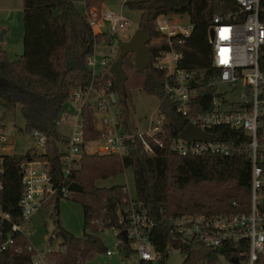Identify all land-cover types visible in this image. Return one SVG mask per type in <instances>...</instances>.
I'll return each mask as SVG.
<instances>
[{
	"label": "trees",
	"instance_id": "16d2710c",
	"mask_svg": "<svg viewBox=\"0 0 264 264\" xmlns=\"http://www.w3.org/2000/svg\"><path fill=\"white\" fill-rule=\"evenodd\" d=\"M105 0H86L83 11L76 0H23L24 5V50L16 58H10L7 51L0 49V86L8 90L4 93L7 102L20 105L25 118V130L37 128L46 134L43 150L36 147L25 153L4 155V188L0 191V206L11 214V219L0 217V241L7 238L12 221L22 219L19 200L24 192L21 163L25 160L42 159L49 167L55 185L76 181L82 189L71 192L70 196L80 200L84 210L85 232L82 236L70 232L59 224L50 241L61 237V247L51 249L47 256L59 264H85L97 253L108 248L100 231L110 227H120L121 215L130 203L131 196L125 184L100 186L97 180L116 175L126 168L133 170L136 199L142 201L158 224L150 231L156 249L165 264L170 247H178L185 253L181 264H217L220 255L228 258L239 257L238 242L229 241L216 249L184 240L169 221V217L181 214H230L247 212L250 207V154L224 155L202 153L181 155L170 147L172 137L179 135L188 123V118L179 111L180 102L166 93V70L155 65L158 50L167 47L155 42L157 37L155 18L159 13L188 14L194 23L191 35L182 50L184 57L180 65L192 71L190 81L194 91V108L205 110L211 107L215 87L212 80L216 74L213 66V44L209 28L216 12L228 8L229 2L215 0H126L131 7L142 10L140 26L149 24L152 38L149 42L153 56L152 63L142 71L134 65V52L124 56L123 67L126 79V101H131V88L139 87L148 93L157 94L161 101L159 109L166 116L162 138L163 146L150 138L153 151L149 152L138 136L126 142L124 153L85 150L76 160L68 174H65V151L60 143L66 140L58 128L57 120L65 103L76 88H86L90 84L101 86L110 77L103 69L96 73L88 62L96 45L109 40V33L96 32L91 17V9L100 10ZM119 54V53H118ZM117 58V57H116ZM115 60V59H114ZM123 99V98H122ZM119 120L129 130L127 115L129 104L122 106ZM94 107H82V117L87 140L100 137ZM22 129V128H21ZM215 138L233 139L239 134L248 139L242 130H234L226 125L207 128ZM237 140V139H236ZM260 164L264 172V151ZM264 190V188H263ZM55 214L59 213L60 192L54 197ZM264 215V197L258 203ZM87 228L92 231L88 232ZM30 238L16 233V244L0 251V264H34L32 253L24 246ZM23 246L16 250V246ZM121 252L133 250L130 241L121 245ZM264 264V252L260 254Z\"/></svg>",
	"mask_w": 264,
	"mask_h": 264
},
{
	"label": "built area",
	"instance_id": "2783aa9c",
	"mask_svg": "<svg viewBox=\"0 0 264 264\" xmlns=\"http://www.w3.org/2000/svg\"><path fill=\"white\" fill-rule=\"evenodd\" d=\"M77 1V0H76ZM86 4V0H79ZM229 2L228 8L218 11L213 16V66L216 74L212 80L215 87L211 107L205 110L194 108V91L190 81L192 71L180 65L184 57L182 47L194 29V23L189 18V24L182 25V15L159 13L155 18L157 37L154 41L165 43L167 47L158 50L155 56V65L166 70V93L180 102L179 111L193 122L207 131L206 139L187 140L180 133L170 140L172 150L181 155H199L202 153H218L224 155L241 154L247 151L250 154V207L247 212L230 214H181L169 217L171 224L179 235L187 241L216 249L229 241L238 242L239 257L235 264H261L260 254L264 252V215L259 210L258 203L264 197V172L260 164V153L264 151V0H215ZM95 13L91 17L95 24ZM102 18L109 21L113 30H118L130 23L122 13L112 10H103ZM108 43L112 44L115 33H109ZM117 45L104 52L101 62L104 69L110 72V77L101 86L90 84L86 88H76L71 96L80 102L78 113L74 120L71 115L65 114V119L72 126V134L66 137L67 150L64 163L65 174H68L76 160L88 149L91 141H98L96 151L101 153L127 151L126 142L138 136L142 139L149 152L153 151L150 138L160 146L165 144L162 138L165 114L158 107L155 119L149 120L148 129L144 132L127 130L112 114V106L122 104L123 99L115 87L114 74L110 71L111 63L117 56ZM115 56L109 60L107 56ZM97 56L92 53L88 57L89 64L94 67ZM153 61V60H152ZM226 83L232 88L238 87V97L228 101L224 94L218 92L220 84ZM97 99V106L92 103ZM161 101V100H160ZM224 103H227L226 106ZM92 104L94 117L100 137L87 140L82 117V107ZM118 116V115H117ZM60 118L57 120L59 124ZM226 125L234 130H242L248 139H241L239 134L233 139L215 138L207 128ZM39 145L44 147L46 134L37 128L32 129ZM237 139V140H236ZM12 138L6 132V125L0 121V191L4 188V155L13 152ZM23 172L24 192L19 200L22 210V219L12 221L7 238L0 241V251H4L16 244V233L20 232L29 237L30 231L26 228L33 213L50 197H55L61 189V198L71 194L69 184L61 187L55 185L45 160H25L21 163ZM127 190V188H126ZM0 217L11 219V214L0 206ZM122 226L113 227L118 236L117 247L121 251L124 241L123 229H126L128 242L137 252L138 259L133 264H162L161 254L156 249L150 231L158 224L150 214L145 204L131 197L130 203L125 206L120 218ZM108 229V228H106ZM55 236V233H52ZM23 246H16L21 250ZM32 253L34 264H49L47 253L51 249H38L31 241L24 246ZM132 250V251H133ZM107 255L114 254L107 248ZM51 264H59L53 259ZM229 264H232L229 262Z\"/></svg>",
	"mask_w": 264,
	"mask_h": 264
},
{
	"label": "rangeland",
	"instance_id": "374dc122",
	"mask_svg": "<svg viewBox=\"0 0 264 264\" xmlns=\"http://www.w3.org/2000/svg\"><path fill=\"white\" fill-rule=\"evenodd\" d=\"M126 0H105L100 10H98L97 17H95V24L93 28L97 32L105 31L107 33H115L113 43L109 44L103 41L96 45L94 54L97 56V61L93 67L96 73H100L104 69L101 60L104 57V52L117 45L119 53V45L122 41L130 38V36L140 27L142 17V10L131 7L125 3ZM79 7L85 11V5L77 0ZM112 10L119 14L122 13L126 19L130 21L129 24L120 27L118 30H113L109 21H104L102 18L103 10ZM189 24V15H182V25ZM6 29L3 39H0V49L7 51L10 58H16L22 54L24 50V5L23 0H0V33ZM117 53V56H118ZM113 56H107L109 60H113ZM116 56V57H117ZM115 57V59H116ZM240 86L232 88L230 85L223 83L217 88L218 92H222L228 101L238 97ZM0 92H8L7 89L0 86ZM6 94H0V120L6 124V132L12 138L13 152L25 153L29 149L36 147L43 150V146L39 145L36 137L32 132L25 130V118L21 111L20 105H14L13 102L6 101ZM160 97L157 94L148 93L141 88H131V101L129 104L127 121L129 123V130L133 132L146 131L148 129L149 120L155 119L158 114V107L160 104ZM80 100L77 101L74 97H70L65 103L63 111L60 115L58 128L60 132L66 137L72 134V126L63 119L65 114L71 115V120H74L78 113V106ZM92 103L97 106V99H93ZM227 103H224L226 106ZM123 105V104H121ZM120 104L112 106V114L115 119H118V114L122 108ZM121 122V121H120ZM22 128V129H21ZM98 141H92L88 145V149L95 150L98 146ZM63 151L67 150L66 140L60 143ZM125 184L129 195L136 197V185L132 168L128 167L124 171L97 180L100 186H111L114 184ZM59 213L56 215V202L54 197L47 199L32 215L31 220L27 222L26 228L30 231V241L38 249H58L61 247V237L57 236L50 241V236L59 224L77 236H82L85 232V219L82 203L79 199L74 198L73 195L69 197H62L59 201ZM87 231H92L87 228ZM104 239L109 249L114 251L113 255H107L106 252L97 253L93 258L88 259L85 264H133L138 259L136 251L124 253L117 247L118 236L112 227L104 229L99 232ZM185 258V253L178 247H170L169 255L166 258L165 264H181ZM49 264L52 260L48 259ZM201 264H205L201 262ZM207 264V263H206ZM217 264H229L226 256L220 255Z\"/></svg>",
	"mask_w": 264,
	"mask_h": 264
},
{
	"label": "water",
	"instance_id": "95a60500",
	"mask_svg": "<svg viewBox=\"0 0 264 264\" xmlns=\"http://www.w3.org/2000/svg\"><path fill=\"white\" fill-rule=\"evenodd\" d=\"M4 29L0 33V39L4 38ZM152 38V29L149 24H143L140 26L130 38L122 41L119 45V54L117 58L111 63L110 71L114 74V83L116 89L119 91L121 97L123 98L124 103L126 104V79L128 74L123 67L124 56L128 52H134V65L138 71H142L147 68L153 60L151 53V48L149 42ZM214 34L213 29L210 30V39L213 40ZM181 137L187 140L195 139H206L208 137L207 131L194 124L193 122H188L184 129L180 132ZM69 189L73 192L79 191L82 189L81 184L76 181H72L69 184ZM122 236L124 241L128 240L127 231L123 229ZM232 262L236 263L238 260L236 257L230 258Z\"/></svg>",
	"mask_w": 264,
	"mask_h": 264
},
{
	"label": "crops",
	"instance_id": "0c3cea01",
	"mask_svg": "<svg viewBox=\"0 0 264 264\" xmlns=\"http://www.w3.org/2000/svg\"><path fill=\"white\" fill-rule=\"evenodd\" d=\"M6 31H7V30H6ZM6 31H5V33H6ZM96 32H97V31H96ZM5 33H4V35H5ZM122 104H123V105H121V107L124 106V104H125L124 101H123ZM0 121H2L3 123H5L3 120H0ZM5 125H6V124H5ZM91 142H92V141H91ZM88 145H89V144H88ZM90 151H96V150H90ZM126 188H127V187H126ZM127 190H128V189H127ZM72 192H73V191H72ZM68 197H69V196H68ZM29 237H30V235H29ZM112 255H113V254H112Z\"/></svg>",
	"mask_w": 264,
	"mask_h": 264
}]
</instances>
